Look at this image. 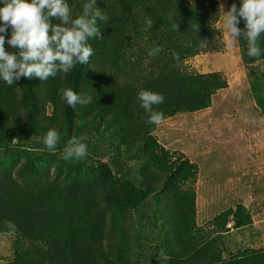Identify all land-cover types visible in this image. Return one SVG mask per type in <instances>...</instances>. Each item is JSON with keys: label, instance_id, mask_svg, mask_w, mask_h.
Wrapping results in <instances>:
<instances>
[{"label": "trees", "instance_id": "1", "mask_svg": "<svg viewBox=\"0 0 264 264\" xmlns=\"http://www.w3.org/2000/svg\"><path fill=\"white\" fill-rule=\"evenodd\" d=\"M66 2L75 18L82 14L87 0ZM233 3L239 9L243 0H229V9ZM220 5V0H96L109 23L97 20L104 39L89 38L93 54L88 63H77L63 78L58 73L47 81L22 77L8 86L0 79V138L22 129L23 108L18 102L23 98L29 106L28 93L33 91L37 79L44 85L46 98L53 102L56 116L59 114L65 123L72 125L75 117L80 121L91 117L92 124L101 116L106 117L107 128L115 130V146L143 159L144 174L152 172L156 179L168 176L162 190L168 193L164 203L170 216L169 247L176 259L174 264H264V252L258 251H246L229 260L197 262L198 256L187 245L193 236L187 231L194 226L195 191H183L181 187L190 178L196 179V165L188 159L172 160V153L152 135L156 125L145 122L148 114L137 99L138 92L145 89L163 94L164 103L155 105L154 110H162L165 118L212 106L213 96L227 88L228 81L219 72L187 71L184 63L189 57L216 48L222 39L217 26ZM147 19L154 24L145 30ZM52 22L60 23L55 18ZM175 24L178 29L173 28ZM238 27L246 29L243 18ZM10 38L11 26L6 41ZM238 39L243 62L252 69L251 85L258 107L264 113V81H260L257 68L252 66L256 58L247 55L243 36ZM157 45L162 51L149 57L148 52ZM259 45L264 49V34ZM5 49L19 51L7 42ZM173 53L179 55V63L173 59ZM259 59L264 61V55ZM62 87L92 96L93 102L72 108L59 94ZM78 110L81 116L76 113ZM65 134L63 130L62 135ZM3 164L6 165L0 167V233H9L4 221L11 220L17 225L18 235L10 264H118L124 260L129 236L121 220L126 212L148 202L150 189L138 187L132 179L121 180L104 162L89 171L66 170L58 162L53 174L52 163L31 155L20 165L13 159ZM173 193L180 195L175 214ZM237 211L244 215L246 210L241 207ZM109 217L115 229L112 237H108Z\"/></svg>", "mask_w": 264, "mask_h": 264}, {"label": "rangeland", "instance_id": "2", "mask_svg": "<svg viewBox=\"0 0 264 264\" xmlns=\"http://www.w3.org/2000/svg\"><path fill=\"white\" fill-rule=\"evenodd\" d=\"M220 3L227 13L229 0ZM224 12L221 10L217 24L222 39L216 48L189 57L184 69L219 72L228 81V87L213 96L210 108L166 117L152 132L172 153V160L188 159L196 165V179L190 178L181 187L183 191H195L194 226L187 231L193 236L187 245L198 256L197 262L229 260L246 251L264 252V113L258 107L251 85L252 69L243 62L239 39L235 46L227 39ZM255 71L264 81V71ZM34 82L33 91L28 93L29 106L22 98V88L19 89L23 127L0 138V167L11 159L20 165L29 155L52 163V174L58 162L66 170L86 171L101 162L108 163L121 180L132 179L138 187L152 192L145 205L123 215L121 223L128 229L129 243L124 260L118 264H174L176 259L169 247L170 216L164 203L168 193L162 190L168 176L156 179L152 172L144 174L143 159L115 146V130L107 128L106 117L101 116L92 124L91 117L84 121L75 117L72 125L65 123L59 114L56 116L53 102L46 98L44 85L37 79ZM76 113L82 115L81 110ZM63 124L68 126L62 127ZM46 128L60 134L54 151H49L43 142ZM73 135L86 137L88 154L79 161H66L63 148ZM176 194H172L174 214L179 204L177 196L180 197ZM241 207L246 210L244 215L237 211ZM108 223V237H112L115 229L110 217ZM17 239L16 233H0V264L11 263Z\"/></svg>", "mask_w": 264, "mask_h": 264}, {"label": "clouds", "instance_id": "3", "mask_svg": "<svg viewBox=\"0 0 264 264\" xmlns=\"http://www.w3.org/2000/svg\"><path fill=\"white\" fill-rule=\"evenodd\" d=\"M0 7V79L8 86H12L22 77L31 79L33 76L47 81L58 73L62 78L74 66L89 62L93 54V47L89 38L104 37L97 20L105 25L109 17L104 15L96 6V0H87L82 6V14L73 18L72 9L66 0H2ZM224 12V5H220ZM53 18L60 23H53ZM240 18L246 21V29L238 27ZM145 30L153 27V21L147 19ZM224 25L227 39L235 46L238 37L243 36L247 41V55L256 58L253 67L264 71V63L259 59L264 55V49L259 45L261 34H264V0H243L237 9L235 3L230 10L224 12ZM11 26V38L6 41V33ZM178 29V25H173ZM18 52L5 49V43ZM162 51L160 46L153 47L148 56L153 57ZM173 59L179 63V55L173 53ZM145 63H148L146 60ZM61 98L75 108L77 104L88 105L93 97L80 95L72 87L59 89ZM137 99L141 107L148 114L145 121L148 124L160 126L165 117L162 110H154L155 105L164 103V96L152 90H141ZM60 134L56 129H49L44 137V144L49 151H54L60 141ZM86 137L73 135L63 148L64 160H82L87 157L88 148L84 142ZM9 235H14L17 225L11 220L4 221Z\"/></svg>", "mask_w": 264, "mask_h": 264}]
</instances>
